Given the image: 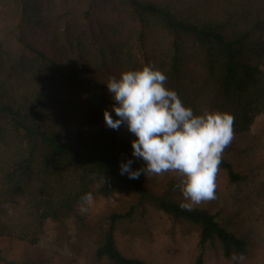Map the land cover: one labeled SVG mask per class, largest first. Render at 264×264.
Segmentation results:
<instances>
[{
  "label": "trees",
  "instance_id": "obj_1",
  "mask_svg": "<svg viewBox=\"0 0 264 264\" xmlns=\"http://www.w3.org/2000/svg\"><path fill=\"white\" fill-rule=\"evenodd\" d=\"M145 65L195 115L229 113L233 133L247 132L264 115V0H0V237L34 245L47 222L59 233L76 219L84 194L124 188L135 194L127 208L75 222L97 261L146 264L121 252L115 231L147 204L194 225L201 251L218 241L225 258L247 253L216 215L183 207L171 190L158 195L146 173L120 174L135 137L119 143L126 126L104 124L114 104L106 85ZM219 168L242 179L224 157Z\"/></svg>",
  "mask_w": 264,
  "mask_h": 264
},
{
  "label": "rangeland",
  "instance_id": "obj_2",
  "mask_svg": "<svg viewBox=\"0 0 264 264\" xmlns=\"http://www.w3.org/2000/svg\"><path fill=\"white\" fill-rule=\"evenodd\" d=\"M132 137L134 135L127 128H122L117 140L123 143ZM231 142L234 149L224 152L222 157L231 163L242 179L231 183L219 168L215 198L191 208H202L216 215L223 227L244 238L247 253L225 258L218 241L207 242L201 251L199 231L194 225L179 223L147 204L144 215H135L116 227V243L123 254L146 264H197L200 252L199 264H264V115L256 116L247 132L233 134ZM130 159L133 160V169L144 167L142 159L132 155ZM145 173L146 181L155 193L162 195L171 190L170 194L184 203L178 187L182 180L179 173ZM93 197L91 204L84 202L80 205L76 219L69 218L59 233L54 223L47 222L34 245L0 237L1 255L7 261L24 264H107L95 259V245L85 237L84 231L76 230L75 222L82 218L88 223L108 211L127 208L135 194L120 188L108 197ZM0 264L6 263L0 261Z\"/></svg>",
  "mask_w": 264,
  "mask_h": 264
},
{
  "label": "clouds",
  "instance_id": "obj_3",
  "mask_svg": "<svg viewBox=\"0 0 264 264\" xmlns=\"http://www.w3.org/2000/svg\"><path fill=\"white\" fill-rule=\"evenodd\" d=\"M166 81L167 76L151 65L112 78L106 87L114 104L111 112L103 111V121L113 130L126 126L135 137L131 155L144 162L143 168L133 169V160H126L119 165L121 175L134 180L145 172L175 171L182 176L178 185L182 206L191 208L215 198L216 176L233 138L234 117L225 112L195 115L175 90L165 86ZM81 199L91 204L94 197L86 193Z\"/></svg>",
  "mask_w": 264,
  "mask_h": 264
}]
</instances>
